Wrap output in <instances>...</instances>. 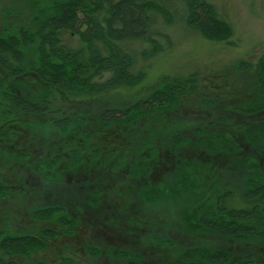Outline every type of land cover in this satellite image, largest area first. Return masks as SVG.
Returning a JSON list of instances; mask_svg holds the SVG:
<instances>
[{
    "label": "rangeland",
    "instance_id": "obj_1",
    "mask_svg": "<svg viewBox=\"0 0 264 264\" xmlns=\"http://www.w3.org/2000/svg\"><path fill=\"white\" fill-rule=\"evenodd\" d=\"M209 1L223 21L218 37L175 23L169 28V47L137 55L133 70L142 72L140 78L100 93H57L56 106L63 113L86 115L87 128L100 141L102 155L116 150L123 158H136L135 170L123 165L110 174L96 168L90 175L79 170L75 185L59 188L76 219L74 233L47 240L41 250L17 260L25 264H210L183 256L187 249L200 247L210 254H225L220 264H239L244 259L264 264V237L241 240L188 232L170 198L165 193L151 194L153 188L171 185L174 169L184 160L197 165L204 182L231 187L241 204L245 178L264 179V139L248 140L235 126L264 115V88L256 71L264 54V0ZM49 3L0 0V33L27 26L33 10ZM60 36L71 46L81 45L67 31ZM135 47L150 49L137 42ZM191 75L198 79L197 90L171 107L125 123L105 125L97 120L104 108H124L166 82ZM37 197L31 193L17 197L5 208L24 213ZM21 224L33 225L26 219ZM44 225L36 222L34 228Z\"/></svg>",
    "mask_w": 264,
    "mask_h": 264
},
{
    "label": "trees",
    "instance_id": "obj_2",
    "mask_svg": "<svg viewBox=\"0 0 264 264\" xmlns=\"http://www.w3.org/2000/svg\"><path fill=\"white\" fill-rule=\"evenodd\" d=\"M40 1L50 3L36 7L27 26L0 33V264H25L16 258H29L47 240L74 233L77 222L60 189L75 185L79 170L110 174L122 165L135 170L136 158H123L116 150L102 155L86 115L63 113L56 106L57 93H100L140 78L142 72L133 70L137 55L169 47V28L175 23L208 37H218L223 24L209 0ZM61 31L76 36L81 45L65 43ZM135 42L150 49L137 51ZM256 71L264 88V54ZM197 88L195 75L174 79L129 106L104 108L97 120L105 125L130 122L171 107ZM235 126L248 140L264 139V115ZM195 166L181 161L171 185L153 188L151 194L170 198L188 232L241 240L264 237V179L245 178L241 204L231 187L204 182ZM29 193L38 195L31 208L24 213L6 210L13 199ZM24 219L32 227L21 224ZM36 222L47 225L35 229ZM183 256L210 264L226 260L225 254L200 247L187 249ZM239 264L258 262L244 259Z\"/></svg>",
    "mask_w": 264,
    "mask_h": 264
}]
</instances>
